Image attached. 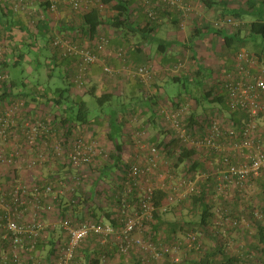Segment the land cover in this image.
Returning a JSON list of instances; mask_svg holds the SVG:
<instances>
[{"label":"built area","instance_id":"built-area-1","mask_svg":"<svg viewBox=\"0 0 264 264\" xmlns=\"http://www.w3.org/2000/svg\"><path fill=\"white\" fill-rule=\"evenodd\" d=\"M91 8L107 10L101 0H0V64L8 50L22 43L40 45L39 33L45 29L51 53L75 62L73 81L78 91L86 90L91 69L98 63L107 75L140 81L146 100L156 103L155 125L163 139L152 140L151 123L131 131L134 145L146 149V164L127 168L116 198L119 226L90 217H63L57 210L62 199L71 201L86 189L101 160L108 161L111 155L86 133V125L57 123L50 108L38 110L16 93L3 97L0 92V264H86L78 253L91 241L103 249L100 264H110L113 255L137 264H186L209 252L224 264H264L263 248L248 242L264 225L257 185L264 176V53L259 56L240 47L218 62L212 75H203V90L212 98L223 97L228 111L211 104L193 119L195 102L155 95L157 69L133 63L129 49L115 51L120 69L110 65L114 51L105 26L95 38L81 25L71 28L80 23L76 15ZM132 8L151 22L158 20L159 9L176 12L183 37L188 20L196 14L185 0H137ZM3 13L15 22L10 32L1 21ZM22 20L23 27L17 24ZM242 25L231 15L209 22L213 29L230 34ZM191 51L181 49L176 62L161 71L171 78L187 76L192 82L202 64ZM9 79L8 73L0 72V87ZM59 165L73 172L56 176ZM47 168L54 170V178L45 177ZM158 190L166 193L159 206ZM203 194L213 212L205 230L187 228L172 237L164 229L154 231L156 214L165 216ZM54 231L64 237L55 253L49 255L50 245L39 252V243Z\"/></svg>","mask_w":264,"mask_h":264},{"label":"trees","instance_id":"trees-1","mask_svg":"<svg viewBox=\"0 0 264 264\" xmlns=\"http://www.w3.org/2000/svg\"><path fill=\"white\" fill-rule=\"evenodd\" d=\"M106 5V13H100L99 10L95 8H91L86 12H81L77 16L78 22L74 23L71 28L79 27L81 25L82 30L86 32V34L91 35L93 38L97 34L103 31V27L105 26V30H114L116 32H121L126 40H134L137 39V43L127 42L128 46H123L131 50L141 49L142 45H145L146 42H154L155 39L151 36L153 30L155 29L154 26L159 25V21L151 22L148 21V17L142 13L141 10L137 8L132 10V6H134L137 0H101ZM227 4V3H225ZM158 19H163L166 11L159 9ZM226 15H231L235 18H243V13H232L228 14H220L218 17H224ZM71 17V15H70ZM106 17V18H105ZM9 14L3 13L1 15V21L3 25L8 27V31L10 32L11 27L15 25V22L10 21ZM252 21L247 24L249 29L250 35L253 37L261 38L264 48V10L254 13L252 16ZM175 27L178 28L179 22L178 20L174 21ZM206 32L211 31V28L206 27ZM215 30V29H214ZM198 33H203V31ZM238 31L236 34L234 33V37L232 36H225L223 34V30L216 31L215 33L220 36H225V41L227 45L232 44L235 41H238L236 37H239ZM48 32L42 29L39 33L38 41L40 45H34L22 43L21 46L18 48H13L8 50V54H6V60L0 64V72L8 73L10 79L3 83L0 87V92H2L4 96H12V93H16L19 96L24 97L25 99L30 101L31 100H38L44 99L45 107L48 109L49 106L54 105L57 109V123H76L85 125L88 122L90 108L85 101H80L79 99L71 98V92L76 90L75 83L73 81L74 77V61L73 60H60L56 59V63H53V68L48 70L46 75L49 79L54 78L55 69L59 67H63V73L61 79L63 82L70 80L71 83L68 84L66 89L56 87L54 90V95L51 97L48 94H44L42 89L37 91V89H32L34 91L32 97L31 94L26 92V88L28 87L29 81L22 79L21 83L18 82V78L16 74L14 76L11 74L10 70L17 68L22 63L27 62V57L31 52L36 50V52H41L44 50L50 51L48 47V42L46 41V36ZM40 39V40H39ZM130 43V44H129ZM176 44V43H175ZM190 45L185 46L180 45L181 49L186 50L189 48L193 50L191 42ZM172 45V43H171ZM28 49L23 51L22 49ZM167 46L166 49L167 50ZM11 51V52H10ZM17 52L19 55H17ZM30 52V53H29ZM264 52L257 53L261 56ZM56 57V56H55ZM132 59V57L130 58ZM134 61V60H133ZM36 62L38 65L43 64L41 59L36 58ZM176 62V61H175ZM69 63V64H66ZM49 65V63H47ZM72 68V69H71ZM92 70V69H91ZM91 73V72H90ZM204 71L203 68L200 67L196 72V79L192 80L195 83L191 84L189 77L179 78V77H172L173 83H182L186 88V95L185 94L181 97L183 101H194V114L193 119L199 114V106L202 104L201 101H208L212 105L220 104L224 109H227L223 97H215L212 98V94L205 92L203 90V78ZM89 84V83H88ZM155 84V83H154ZM21 85L22 88L19 87ZM192 86L197 87L193 89ZM38 87V86H37ZM88 87V85H87ZM87 89V88H86ZM19 90V93L17 92ZM22 90V91H20ZM86 94H90L92 97L96 98L97 102L104 104L108 99L112 97V94L102 95L97 97L94 92L84 91ZM195 95H199L200 99L195 98ZM33 98V99H32ZM46 100V101H45ZM200 102V104H199ZM205 103V102H204ZM63 106L65 107L63 109ZM207 109H205L206 111ZM228 111V109H227ZM234 120L237 119L236 114L230 115ZM177 142L173 144V147L177 146ZM172 154V152H170ZM189 154H185L180 158V162H183L185 158H188ZM130 166L129 163H126L124 158L118 154L115 156L110 157L108 161L102 159L99 169L97 170L95 175L90 176V183L88 184L89 188L81 189L79 192H76L74 195V199L71 201H66L67 199H62V202L58 205L59 207L57 210L59 211L60 216H73L75 218H84L90 217L97 219L99 221H107L112 223L114 226H119V222L115 221L117 217V204L116 198L122 192V183L124 181V177L126 175L127 168ZM48 169V168H47ZM46 169V170H47ZM63 171L66 169L65 166L60 167L58 170ZM59 171V173H60ZM56 175V174H54ZM56 176H64L63 174H58ZM54 178V176L47 177ZM258 189H259V200L261 201L264 207V176L260 180L257 181ZM166 193L164 191L158 190L155 193V201L156 205L159 206L162 200L165 198ZM132 199H134L132 197ZM206 194L201 195L200 197H193L192 200L184 205L181 209L173 208L170 213L167 215H159L156 214L155 218L158 219V224L154 225V231H158L160 229H164L165 232L168 234L169 237L175 236L178 233H181L184 229L191 228V229H203L208 227L211 223V218L213 216V212L211 211L212 208L208 206L205 202ZM74 200V201H73ZM63 234L61 231H54L51 232L48 238H45V241H42L38 245V251L44 253L46 247L48 245L51 246V251L49 253H55V248L57 243L63 240ZM248 242L255 248V247H262L264 251V225L260 227L259 233L252 239H249ZM95 242L86 243L85 246L81 248L78 255L80 259L86 264H100L101 262V255L103 249L98 245L95 246ZM114 256V255H113ZM117 256V255H116ZM224 261L226 262H233L232 259L229 257H224ZM123 262V261H121ZM186 264H224V262L220 261V256L216 253H207L203 256L199 261L196 262H188Z\"/></svg>","mask_w":264,"mask_h":264},{"label":"crops","instance_id":"crops-1","mask_svg":"<svg viewBox=\"0 0 264 264\" xmlns=\"http://www.w3.org/2000/svg\"><path fill=\"white\" fill-rule=\"evenodd\" d=\"M194 6L193 18L188 20V27L185 36L183 37L180 33L179 28L175 27L174 21L178 20V14L174 11L164 10L166 14L163 19H158L159 25L154 26V30L151 36L155 39L154 42H146L142 45L141 49L131 50L129 52L130 58L135 64H148L153 65L157 71V78L153 86L155 95L159 98H169L174 100L176 98H182L181 93L171 94L168 87L173 79L166 76L161 70L166 65L174 63L177 58L181 55L180 45H190L191 42L193 50L191 51L195 59H197L204 71V77L212 75L213 68L222 59L226 58L230 52L239 49L241 46L249 45L255 49L253 53L264 52L263 43L257 38L250 35L247 24L252 21L251 16L254 13L264 10V0H185ZM227 3V4H225ZM243 13V18H239L243 25L238 30L239 37H236L238 41L233 42L230 45L226 44L225 36H232L234 34L223 31L225 36H220L215 33V30L209 26L215 17L220 14H230L232 12ZM156 21V22H157ZM19 26H24L25 21H18ZM206 27L211 28V31L206 32ZM203 31V33L197 34ZM180 31V32H179ZM217 31V30H216ZM236 31L235 34L238 32ZM108 35L111 37V49L114 51L113 55L109 59V63L115 69H120L121 63L115 57V51L123 46H128L127 42L137 43V39L126 40L121 32L109 30ZM242 34H245L247 38H242ZM234 37V36H232ZM188 40L185 42V40ZM129 43V44H130ZM172 43V45H171ZM176 43V44H175ZM247 43V44H246ZM166 46L168 47L167 50ZM23 51L28 49L24 48ZM30 53V52H29ZM31 53L28 55L30 56ZM219 55L220 57H218ZM44 57L51 59L49 63H56V57L53 53L45 55ZM69 64V63H66ZM72 69V68H71ZM63 70L60 74L54 75L57 82H61V85H57L58 88H64L68 86L72 81H62L61 78ZM204 78V79H205ZM191 82V81H190ZM195 83L194 81L191 84ZM56 85V84H55ZM55 87V88H56ZM54 88V89H55ZM32 90V89H31ZM86 91L94 92L97 97L102 95L112 94V97L108 99L104 104H99L100 113L96 116L91 117L89 113L88 122L85 124L86 133L92 135L99 143L100 146L107 151L111 157L121 155L122 158L129 163L133 164H146V149L138 148L134 145L130 139L131 131L137 130L138 128L146 126L151 123L150 134L152 140L158 138L163 139L159 126L155 125L157 114L155 112V102L146 100L144 94V87L136 78L125 79L123 75L110 76L103 72L102 64L98 63L92 67L90 73V81ZM27 93H32L27 91ZM54 92V91H53ZM52 92V93H53ZM54 94V93H53ZM86 92H80L77 89L71 92V98L85 101L88 107L93 108V105L88 103L85 99ZM33 99V98H32ZM31 103H35L38 110L45 107L44 99L31 100ZM29 101V102H30ZM46 101V100H45ZM53 114L57 117V109L54 105L49 106ZM206 107L209 108L207 105ZM65 107L63 106V109ZM62 167V165H60ZM59 168V167H58ZM57 172L60 171V169ZM66 170V169H65ZM64 170V171H65ZM61 174L65 175L67 173ZM59 173V174H60ZM100 247V245H98ZM114 250V249H113ZM115 253V250L113 252ZM123 261V262H121ZM110 264H137L136 261L126 260L122 256H112Z\"/></svg>","mask_w":264,"mask_h":264},{"label":"rangeland","instance_id":"rangeland-1","mask_svg":"<svg viewBox=\"0 0 264 264\" xmlns=\"http://www.w3.org/2000/svg\"><path fill=\"white\" fill-rule=\"evenodd\" d=\"M242 38H247V36L245 34H242ZM261 43L262 40L261 38L256 37ZM247 44V43H246ZM250 43L248 42V45L245 46H241L246 48L248 51L250 52H254L255 49L251 48V46L249 45ZM50 54V51L48 50H44L41 52H36V50H34L33 52H31L30 57L27 59L26 64L22 63L20 66H18L17 68L11 69L10 72L11 74L14 76V74H16L17 78H18V82L21 83L22 79L28 80L29 84L28 87L25 89L29 92H31L32 94L34 93L33 90L31 89H37V91L40 92V90L42 89V91L44 92V94H48L51 97L54 95L52 92L55 90L54 88L59 84L61 85V82H57L56 81V77L54 76V78L49 79L47 77V73L50 72L48 70V68L50 69V64L48 65L47 63H49L48 61H50L51 59L44 57L45 55ZM36 58L41 59V62L43 64L38 65V63L36 62ZM63 70V67H59L55 69V74L56 75L60 74V71ZM56 84V85H55ZM38 86V87H37ZM20 88L21 85H19ZM197 87L192 86V91L193 89H196ZM168 90L171 94L175 95L178 93H181V95L183 96L185 94L186 95V88L182 83H173L171 82ZM22 91V90H20ZM19 93V90L17 91ZM195 98L200 99L199 95H195ZM85 99L88 101V103H90L91 105H93V108H91V112H90V116H96L98 113H100V108H99V104L96 100V98L92 97V96H86ZM200 102L202 104H200ZM199 104L201 106H199V113L203 112L205 110V108H207L206 106H210L211 103H209L208 101H201L200 99ZM54 172V170L52 168H48L47 170L44 171L45 173V177H50L52 176V173ZM73 171L69 170V168H67L63 173H67V174H71ZM89 188V187H87ZM107 222V221H105Z\"/></svg>","mask_w":264,"mask_h":264}]
</instances>
